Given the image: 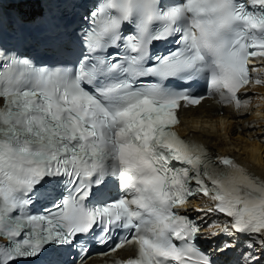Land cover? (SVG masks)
<instances>
[{
  "label": "snow or ice",
  "instance_id": "1",
  "mask_svg": "<svg viewBox=\"0 0 264 264\" xmlns=\"http://www.w3.org/2000/svg\"><path fill=\"white\" fill-rule=\"evenodd\" d=\"M79 20L0 36V264H87L94 244L110 264H240L230 241L199 246L221 234L264 264V178L176 131L208 99L249 109L264 0H91ZM29 46L54 62L37 66ZM201 197L202 215L180 211ZM122 249L135 255L112 258Z\"/></svg>",
  "mask_w": 264,
  "mask_h": 264
},
{
  "label": "bare ground",
  "instance_id": "2",
  "mask_svg": "<svg viewBox=\"0 0 264 264\" xmlns=\"http://www.w3.org/2000/svg\"><path fill=\"white\" fill-rule=\"evenodd\" d=\"M26 6V12H34L32 6ZM250 90L249 109L241 108L236 112L231 107L219 108L211 101H204L202 106L180 111L181 123L177 130L180 135L191 136L204 144L215 155L234 157L247 171L264 178V87ZM253 122L257 126L249 128ZM205 202L201 198L193 201L189 205L191 212L195 213L193 209ZM121 255L127 257L129 253L122 252ZM87 264L105 263L89 261Z\"/></svg>",
  "mask_w": 264,
  "mask_h": 264
},
{
  "label": "rangeland",
  "instance_id": "3",
  "mask_svg": "<svg viewBox=\"0 0 264 264\" xmlns=\"http://www.w3.org/2000/svg\"><path fill=\"white\" fill-rule=\"evenodd\" d=\"M258 119H260V118H258ZM258 119H257V120H258ZM260 136H261L260 138L262 139V134H260ZM263 143H264V142H263Z\"/></svg>",
  "mask_w": 264,
  "mask_h": 264
}]
</instances>
